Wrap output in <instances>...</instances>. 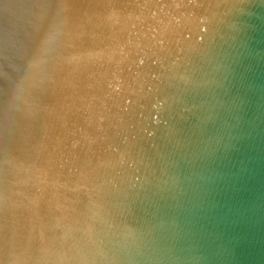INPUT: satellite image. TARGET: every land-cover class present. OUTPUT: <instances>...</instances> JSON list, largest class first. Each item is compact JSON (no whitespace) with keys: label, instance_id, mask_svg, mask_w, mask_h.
Listing matches in <instances>:
<instances>
[{"label":"water","instance_id":"water-1","mask_svg":"<svg viewBox=\"0 0 264 264\" xmlns=\"http://www.w3.org/2000/svg\"><path fill=\"white\" fill-rule=\"evenodd\" d=\"M0 264H264V0H0Z\"/></svg>","mask_w":264,"mask_h":264}]
</instances>
